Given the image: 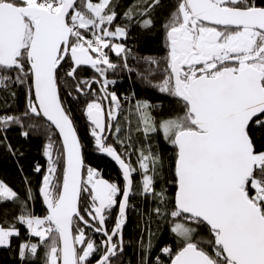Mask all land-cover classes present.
I'll use <instances>...</instances> for the list:
<instances>
[{
  "label": "snow or ice",
  "instance_id": "1",
  "mask_svg": "<svg viewBox=\"0 0 264 264\" xmlns=\"http://www.w3.org/2000/svg\"><path fill=\"white\" fill-rule=\"evenodd\" d=\"M159 5L160 0H152L144 13ZM132 11L125 15L131 18ZM116 15L112 0H0V89H6V81L11 79L2 73L16 71L20 83L30 73L35 100L29 99L28 112L45 117L62 138V184L54 181L53 144L45 148L49 167L40 192L47 205L46 217L29 214L18 218L31 235L41 242L50 241L46 264H91L89 257L97 245L86 239L83 229L77 228L73 234L74 217L103 233L104 252L97 264H112L118 252H123L122 242L117 243L114 237L121 235L126 222L133 172L142 170L141 195L151 194L162 203L167 200L163 190L155 191L156 166L162 164L158 155L142 151L136 169L104 143L102 134L113 127L121 109L118 96L107 92L106 85L114 82L105 80L102 88L109 100L107 113L101 103L92 101L86 106V115L94 125L91 135L97 149L112 157L122 170L123 188L94 179L97 174L91 168L86 181L81 177V144L58 96L62 61L71 59L66 76L75 78L85 65L101 75L106 69L100 65L114 70L117 65L109 60L106 48L117 56L126 55L123 45L105 39L126 35L125 28L117 26L113 32L102 27L111 25ZM151 23L144 20L143 26ZM165 30L168 75L158 87L183 104V115L157 126L146 102L136 106L145 135L162 132L175 148L176 192L168 214L185 221L174 222L171 228L182 245L175 253L167 246L161 252L170 257V264H264V150L257 149L253 133V126L264 132V0H176ZM88 31L93 39L86 38ZM85 84L90 87L89 81L81 80L76 90L83 92ZM10 124H21V120L0 116V128ZM115 131H120L119 126ZM8 147L11 151V145ZM35 170L39 172L40 167ZM82 192L91 199L85 211L97 223L81 214ZM118 193L122 194L119 214L108 232L105 213L116 205ZM17 199L18 194L0 182V204ZM154 211L163 214L159 207ZM189 224L207 230L210 250L194 238L196 228ZM13 235H18L14 227L0 226V246H7ZM37 248V244H22L20 255L26 250L36 254ZM143 264H147L146 257ZM157 264H161L159 257Z\"/></svg>",
  "mask_w": 264,
  "mask_h": 264
},
{
  "label": "trees",
  "instance_id": "2",
  "mask_svg": "<svg viewBox=\"0 0 264 264\" xmlns=\"http://www.w3.org/2000/svg\"><path fill=\"white\" fill-rule=\"evenodd\" d=\"M93 2H98V0H93ZM149 3H152V0H112V7L117 15L111 25L105 26L111 31H114L117 26L125 28L126 40L123 44L127 50L126 55L120 56L114 54L110 48L105 50L109 60L117 65L114 70L101 67L106 69L101 75L94 68L79 69L76 77L70 79L66 76V72L72 63L70 59H66L58 71L59 99L62 107L72 119L74 130L81 144L85 181L88 169L91 168L97 174L94 179L116 183L120 188L123 186L120 172L97 151L95 139L91 135L93 128L88 124L86 117L88 103L92 101L103 103L98 89L103 91L105 80L114 82L106 85L107 92L115 93L120 101L123 97H132L127 115L123 114L124 117L129 118L128 121L120 117L113 125V133L116 126L120 128L116 135L120 142L116 139L117 145L113 148H116L115 150L124 160H129L127 162L125 160L126 163L136 169L139 168L138 157L142 151L145 154L148 152L156 154L162 161V164L156 166L154 186L156 192L164 191L167 200L162 203L158 197L151 194H140L142 170H138L140 176L135 177L136 187L133 190L134 195L131 202L132 212L125 232L130 244L125 247L121 255L113 258L112 264H143L145 257L147 264H157V257L161 264H170V257L161 252V249L167 246L175 253L182 245L181 238L177 237L171 228L174 222L185 221L183 218L174 219L168 214L174 207L176 192L175 148L165 139L162 132H150L145 135L136 110L137 102H146L149 105L147 111L157 126L161 121L183 115V104L178 102L176 97L161 92L158 87L168 75L166 72L168 47L165 24L174 11L176 0H160L159 6L144 13V8ZM130 9L133 10L131 18L125 15ZM148 19L152 21L151 25L143 26V21ZM86 38H94L91 31L86 33ZM153 60L157 63H152ZM125 64L127 68L124 67ZM2 74L9 75L11 79L6 81V89H0V116H17L21 124H10L7 128H0V182L5 183L18 194L17 200L0 204V226L14 227L18 232L17 236L10 238L8 247L0 248V264H46L45 254L50 241L41 242L38 237L28 241L25 224L20 223L18 218L29 214L39 218L46 217L47 213L40 195L42 180L48 173L49 167L48 157L44 154L45 148L50 142L53 144V159L56 160L57 167L54 181L58 185L62 184L63 178V150L53 128L46 124L41 116L28 112L29 99L34 101L30 73L27 78H24L23 83L17 81L16 71ZM81 80L89 81L90 85L96 83L98 88L93 85L92 89L87 92L86 88L89 85L85 84L82 85L83 92H78L76 86ZM26 112L27 115H25ZM23 132H27L28 135H22ZM253 133L257 149L264 150V132L253 126ZM9 145H11V151ZM37 166L40 167L39 172L35 170ZM120 196L121 194L118 193L117 197L120 198ZM90 204L91 199L88 193L82 192L79 209L89 222L91 219L85 209ZM157 207L161 209L162 215H157L154 211ZM116 210V206H113L105 213L107 229L113 226ZM189 226L196 228L194 238L201 241L202 247L210 250V245L207 244L210 234L207 230L194 224H189ZM77 228L83 229L86 239H91L97 245V251L89 257L91 264L97 263L102 255L98 238L91 237V231L78 217L73 219L74 235ZM149 241L150 248H148ZM22 244H37L36 254L25 251L24 256L21 257L20 246ZM78 246L76 245L79 249Z\"/></svg>",
  "mask_w": 264,
  "mask_h": 264
},
{
  "label": "flooded vegetation",
  "instance_id": "3",
  "mask_svg": "<svg viewBox=\"0 0 264 264\" xmlns=\"http://www.w3.org/2000/svg\"><path fill=\"white\" fill-rule=\"evenodd\" d=\"M70 59V58H69ZM93 85H95V86H97L96 85V83H93ZM93 85H90V87H88V88H86V90H87V92H89L91 89H92V86ZM97 88H98V86H97ZM99 91H100V98L103 100V103H101L102 104V107H103V109H104V111H105V113H107V110L109 109V100L108 99H105V93L103 92V91H101V89L99 88L98 89ZM100 103V102H99ZM105 119H107V116L105 115ZM117 120H119V118L117 117ZM88 121V120H87ZM117 123V121H112V125H114V124H116ZM88 124H89V122H88ZM90 125V124H89ZM90 127H91V125H90ZM114 127V126H113ZM112 127V128H113ZM93 128V127H92ZM106 129L105 130V132H104V134H103V136H104V143L105 144H107V143H109L112 147H114V146H116L117 144L115 143V141H116V139H117V137H116V135H117V132L115 131L114 133H113V130H114V128L113 129ZM114 149H116V148H114ZM126 160V162L127 161H129L128 159H125ZM118 170V169H117ZM119 171V170H118ZM120 172V171H119ZM121 174V173H120ZM135 177H136V173H132V179H133V189H132V191H131V195H130V198H129V202H128V209H127V212H126V222H125V224L123 225V228H122V233H121V235L120 236H116V237H114V240L117 242V243H121L122 242V247H123V251H124V249H125V247L126 246H129V244H130V241H128L129 239L125 236V232H126V229H127V223H128V218H129V216H131V212H132V208H131V202H132V198H133V190L135 189ZM121 181H122V184H123V186H122V188L124 187V181L122 180V175H121ZM122 199V194H121V196H120V198H118V197H116V200L118 201V204L116 203V205H114V206H116V208H117V210H116V215H115V217H114V219H113V226L111 227V228H106L107 229V231L108 232H111V230H112V228L114 227V225H115V222H116V218H117V216H118V214H119V201ZM90 219H91V217H90ZM109 222H112V221H109ZM90 223H97V222H94V221H90ZM105 227H106V225H105ZM89 230L91 231V237L93 238V237H97L98 238V240H99V243H100V246H101V252H102V254H103V252H104V245H103V241L104 240H106V237L104 236V235H102V232H95L93 229H91V228H89ZM79 247V246H78ZM123 253V252H122ZM122 253H120V252H118V254H117V256L118 255H121Z\"/></svg>",
  "mask_w": 264,
  "mask_h": 264
},
{
  "label": "water",
  "instance_id": "4",
  "mask_svg": "<svg viewBox=\"0 0 264 264\" xmlns=\"http://www.w3.org/2000/svg\"><path fill=\"white\" fill-rule=\"evenodd\" d=\"M70 61H71V59H70ZM64 61H62V63H63ZM71 63H72V61H71ZM100 67H107L106 65H100ZM86 68H92L90 65H85V66H81L79 69H86ZM70 79H74V78H71L70 77ZM32 91H33V97H34V100H35V91H34V88L32 87ZM58 91V90H57ZM58 96H59V93H58ZM86 117H87V115H86ZM41 118L44 120V122L46 123V124H48L49 126H51L52 128H53V130L57 133V135H58V137H59V140H60V143H61V146H62V150H63V144H62V138H61V136H60V133H59V130H57L56 128H55V126L54 125H52L51 124V122L50 121H47V119L45 118V117H43L42 115H41ZM87 120H88V122H89V124L91 125V127H93L94 128V125H92V123H91V121L88 119V117H87ZM104 134V133H103ZM102 134V135H103ZM77 139H78V136H77ZM79 140V139H78ZM96 149H97V147H96ZM97 151L105 158V159H107L109 162H111L119 171H120V173H121V175H122V170L120 169V167H119V165L117 164V162L112 158V157H110L109 155H107V153H104V152H101V151H99L98 149H97ZM63 159H64V166H65V156H64V153H63ZM81 160H82V167H81V170H80V172H81V177L83 178V157H82V149H81ZM122 178H123V175H122ZM104 180V179H103ZM106 181V180H105ZM124 181V180H123ZM40 195H41V199H42V202H43V204H44V207H45V210H46V213H47V205L44 203V201H43V197H42V194H41V192H40ZM130 195H131V193H130ZM80 198H81V196H80ZM80 198H79V204H78V207H79V205H80ZM129 198H130V196H129ZM129 202V201H128ZM127 209H128V206H127ZM127 209H126V212H127ZM74 218H76V217H74ZM73 218V219H74ZM102 235H103V233H102ZM79 248H81V245H79ZM95 264H97V263H95Z\"/></svg>",
  "mask_w": 264,
  "mask_h": 264
},
{
  "label": "rangeland",
  "instance_id": "5",
  "mask_svg": "<svg viewBox=\"0 0 264 264\" xmlns=\"http://www.w3.org/2000/svg\"><path fill=\"white\" fill-rule=\"evenodd\" d=\"M102 27H105V25L102 26ZM106 27H107V26H106ZM114 31H115V30H114ZM114 31H113V32H114ZM101 35H102V33H101ZM105 39L108 40V41H110V43L121 44V45L124 46L123 42L126 40V35H125V36H122V37H115V36H113V37H105ZM106 49H108V48H106ZM106 49H104V51H105ZM111 51H112V50H111ZM112 52H113V51H112ZM113 53H114V52H113ZM93 54H94V53H93ZM114 54H116V53H114ZM130 100H132V97H130V96L123 97L122 101H120V102H121V109L126 110L127 107H130V104L128 103V101H130ZM136 172H137L136 176L139 177V176H140V172H138V171H136ZM141 180H142V179H141ZM38 218H39V217H38ZM42 219H43V218H42ZM25 228H26V237L28 238V241H30V240H32V238L36 237V236H33V235L30 234V231H29V229H28V227H27L26 224H25ZM15 236H17V235H13V236H11V237H15ZM11 237H10V238H11ZM10 238H9V241H10ZM38 238H39V237H38ZM8 246H9V243H8L7 246H0V248H6V247H8ZM26 252H27V250H26Z\"/></svg>",
  "mask_w": 264,
  "mask_h": 264
},
{
  "label": "built area",
  "instance_id": "6",
  "mask_svg": "<svg viewBox=\"0 0 264 264\" xmlns=\"http://www.w3.org/2000/svg\"><path fill=\"white\" fill-rule=\"evenodd\" d=\"M47 225H45V227H46Z\"/></svg>",
  "mask_w": 264,
  "mask_h": 264
}]
</instances>
